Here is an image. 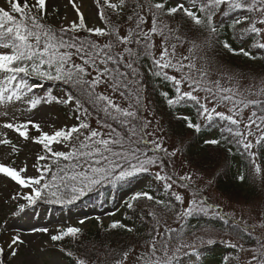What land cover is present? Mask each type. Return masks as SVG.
I'll list each match as a JSON object with an SVG mask.
<instances>
[{"label": "snow or ice", "instance_id": "snow-or-ice-1", "mask_svg": "<svg viewBox=\"0 0 264 264\" xmlns=\"http://www.w3.org/2000/svg\"><path fill=\"white\" fill-rule=\"evenodd\" d=\"M7 3L10 10L0 7V105L19 102L35 109L42 102L55 101L69 105L74 103L76 111L81 113L76 116L80 122L70 129L57 130L52 135L43 133L36 138V142L51 153V157L39 156L38 159H54L59 164L62 158L63 161L70 162L64 167H57V170L53 171L52 166L46 164L38 176L27 177L22 175L26 173V167L17 169L12 164L0 163V174L24 189L12 197L17 201L13 216L26 214L28 208L42 201L72 204L101 185L127 183L142 173L152 172L155 168L159 170L152 174L156 181L162 182L164 189L170 190L174 183L179 182L181 187L192 190V199L187 202V206L177 211L171 201L157 198L147 191L137 192L130 197L131 201L141 198L153 201L166 214L174 212L175 222L178 224L175 228L165 226L161 232V221L157 218V213L147 212L146 215L154 222V226L148 251L140 257L141 264H177V258L186 250L195 252L196 247L193 244L183 241L187 221L191 217L215 216L224 225L234 223L218 210V206L208 203L206 196L197 195L200 189L192 183L190 175L174 177L166 171L168 162L176 157L181 149L169 152L164 147L163 129L159 126V121L157 127L149 131L152 121L144 115L149 105L145 102L147 85L141 71V60L151 57L152 67L149 72L171 82L172 90L160 93L169 108L178 110L181 104L191 101L197 105V116L204 126L212 127L217 121L226 122L221 129V137L204 140L206 145H220L222 141L242 145L255 172L260 173L261 167L256 164V157L259 149L264 148V88L245 96L231 87H221L219 80L215 81L213 86V82L208 79L212 62L207 57V51L213 47L212 41L219 34L218 25L214 20L217 13L228 16L237 9L246 10L251 15L237 17L231 27L235 30L238 25L248 21V27L240 29L239 35L254 34L255 37H264V0H191L189 7L180 3L167 9L164 2L152 3V0H145L144 4L140 0H95L98 10L96 14L105 25L96 27L88 26L81 8L73 0H69L78 22L73 21L59 29L43 22L47 14L48 0H35L32 5H29L27 0L23 3L21 0H7ZM129 7L131 14L127 16V20L134 22V27L129 28L126 35H121L118 27L109 24L104 9H111L119 15ZM178 12H182L193 25L205 29L208 33V39L202 44L187 41L191 45L188 49L189 55L181 57L176 55L177 45L186 42L185 37L179 35L181 26L172 29L160 19L161 15L173 16ZM13 13L19 14V19ZM256 13L261 14L259 19L255 17ZM149 15L151 27L146 31L145 25ZM258 24L261 26L258 27ZM81 31L89 35L81 38L78 35ZM154 35L163 37L159 58L154 56L152 50ZM105 37L108 38L106 43L98 42L100 38ZM169 40L175 42L169 45ZM215 42L220 43L218 40ZM118 45L123 46L122 51L116 50ZM255 46L264 49V42H257ZM223 47L236 52L227 41L223 42ZM239 53L255 59L243 47L239 49ZM197 60L204 61L201 68H197ZM168 69L174 70L175 74L170 75ZM194 69L198 76L193 74ZM31 77L62 82L68 88L64 93L66 98L52 96L50 91L46 97L34 98L31 95L33 89L41 85H30L28 78ZM201 92L205 93L203 99ZM117 95L127 102L126 107L114 99ZM252 95L256 98H250ZM85 104L96 112L100 128H91L84 119L90 115ZM228 104L231 107L228 108L227 114L218 110L219 105ZM250 106L253 110L247 117V122H244L238 117ZM176 119L184 121L189 129H194L197 133L201 131L202 124L194 122L190 115L177 114ZM33 126L39 130L38 124ZM5 127H15L21 136L27 138V132L21 130V127L26 128L27 124L15 126L8 123ZM0 143L9 144L10 141L4 140ZM53 143H67L69 150L53 151L50 146ZM254 148L257 151H253ZM12 151H17L15 145H12ZM228 151L231 152V148ZM164 156L168 157L167 162L163 159ZM244 179V175L239 176V180ZM172 195L181 205L185 203L182 195L175 192ZM20 200L24 203H19ZM127 207L132 209L133 203L129 202ZM83 223L81 220L80 224ZM255 227L256 225H253L252 229ZM260 227L264 228V223ZM110 228H127V231H133L120 221H114ZM252 229L245 222L241 231L255 240V247L247 249L239 239L238 242L231 243V247L251 253L247 264H264V233H256ZM31 231L50 234L52 241H61L67 236L76 237L81 228L67 227L58 234H51L47 227H34ZM233 233L240 237V231L233 229ZM196 239L206 244L216 242L211 238L205 240L202 236H197ZM172 242H175L176 246L170 249ZM23 243L20 235L12 237L8 245L12 256L17 255L15 246ZM3 252L4 249L0 247V256ZM128 258L129 252L125 251L122 259L116 260L114 264H125ZM224 260L227 264L229 257ZM0 264H3L2 259ZM77 264H86V261L77 259Z\"/></svg>", "mask_w": 264, "mask_h": 264}, {"label": "trees", "instance_id": "trees-1", "mask_svg": "<svg viewBox=\"0 0 264 264\" xmlns=\"http://www.w3.org/2000/svg\"><path fill=\"white\" fill-rule=\"evenodd\" d=\"M1 1L7 3V0H0V2ZM31 1L32 0H27L29 5H32ZM178 1L184 3L185 7H189L191 3V0ZM23 2L24 0H21V3ZM140 2L144 4L145 0H140ZM157 2H164L166 9L177 5L173 0H152V3ZM104 10L108 17L109 24L118 27L121 35H126L128 29L134 27V22H129L127 20V16L131 14L130 7L126 8L119 15L112 12L111 9L105 8ZM223 10L224 7L222 6V11ZM33 11H35V9H33ZM16 15L18 16L17 19H19V14ZM244 15L251 14L244 9H237L228 16L217 13L216 17H214L219 28V34L215 40H218L220 43H216L215 40L212 41L213 47L207 51V57L212 62V66L208 71L230 70L240 77L249 80H256L264 77V49L255 46L257 42H261V38L255 37L254 34H248L246 36L239 35L240 29L248 27V21H244L241 25H238L235 30L231 27L234 19ZM160 19L172 29L181 26L179 35L184 36L186 42L184 44H178L176 50L183 49L189 54L188 49L191 45L187 41H195L196 43L202 44L208 39L207 31L193 25L192 21L184 16L182 12H178L173 16L161 15ZM43 22L54 29L60 28L52 24L47 15L44 16ZM102 22L104 24V21ZM150 27L151 17L149 15L145 30L147 31ZM78 35L84 38L89 34L85 31H81ZM156 39L163 41V37L153 36L152 50L154 56ZM107 41L108 38L105 37L100 38L98 42L103 44ZM224 41L230 43L232 48L236 49V52L234 53L225 49L223 47ZM173 42L175 41H168L169 45ZM241 47L250 52L251 56L255 57V59L240 54L239 49ZM116 50L122 51L123 46L118 45ZM201 55H203V53H201ZM196 62L200 68L204 64V61L201 60H197ZM151 67V57H145L141 60V71L144 73L145 83L147 85L145 89V102L149 105L148 111H146L144 115L147 119H152L156 126L157 121H159V126L163 129V135L172 139L177 145V149H181L178 155L184 163L194 167L200 174L205 172L209 175V178H207L208 180H205V183L200 189L199 196H206L208 198V203L214 205H218L219 199L237 203L242 201L245 205H249L256 198L264 196V148L259 149L256 157V164L261 167V172L256 173L242 145H237L235 142L229 143L228 141H222L220 145H206L204 140L219 139L221 137V129L226 123L224 121H217L212 127H206L202 124L199 133L194 129H189L186 123L182 120H177L176 116L177 114H187L192 117L194 122L201 123V119L197 116V105L189 101L188 103L181 104L178 110L169 108L164 97H162L160 93L172 90L171 82L153 76L149 72ZM28 79L39 81L36 84L41 85V87H36L34 89L35 98L46 97L49 91L52 96L66 98L64 97V93L68 91V88L62 82L41 80L36 77ZM60 93H62L63 96ZM48 98L51 99V97ZM51 104L56 105L65 116L76 119L77 115H81V113L76 111L74 103L69 105L53 101ZM121 105L126 107L127 102L124 101V104ZM84 106L89 109L90 113V115L84 117V119L90 124L91 128H100L101 126L97 123L98 117L96 112L89 105L85 104ZM77 122L79 123L80 121L77 120ZM224 135H227V133H224ZM229 140H231V137H229ZM42 148V156L51 157V153L47 152L43 145ZM229 148H231V152L228 151ZM52 150L57 151L54 148H52ZM255 151H257V149H255ZM163 159L166 162L168 161L167 156H164ZM67 163L70 162L63 161L62 158L59 164H57L54 159H49L46 161H36L35 166L40 174L41 169L46 164H50L53 171H56L57 167H64ZM166 171L170 172L174 177H179L174 171V157L168 162ZM241 175L245 177L243 181L239 180V176ZM142 178L145 179V185L138 190L131 191L132 187ZM124 190H129L131 192L123 201L119 210L121 211L120 218L115 221H120L127 227L132 228L133 231L129 232L127 228L112 229L110 228V225L114 222L112 221L109 224H101L94 229H81V232L76 237L67 236L61 241H55L54 248L62 252L68 264H77V259L85 260L86 264H114L116 260L122 259V254L125 251L129 252V257L135 252H139L142 256V254L148 251L151 230L154 226V222L146 215L149 211H155L157 213V218L161 221L159 231L163 232L165 226L173 228L178 227V224L175 222L174 212L166 214L159 206L155 205L153 201H149L146 198H141L137 201L130 200V197L135 193L147 191L157 198L171 201L177 211L183 207V205L175 201L172 195L174 191L172 189H164L162 187V182L156 181L152 172L142 173L127 183L119 185H101L93 192L74 201L72 204H48L58 212L63 208L78 209L87 207L88 205H97L100 207L106 205L115 206L119 203L121 192ZM42 202L47 203L45 201ZM129 202L133 203L132 209L127 207ZM228 219L230 222L234 221V223L224 225L223 222L215 216H194L189 218L183 240L188 236L204 232L208 229L209 231L228 236L232 241L222 239L217 240L214 244L204 243L203 245L197 246L195 252L186 250L184 254L177 258V264H225V257H229L227 264H237L239 249L232 248L231 243H236L239 239V242L243 243L245 248H252L255 247V240L247 233L241 231L244 226L242 222L234 218ZM249 228L252 229L250 226ZM233 229L240 231L239 238L233 233ZM252 230L256 232L255 229ZM175 246V242H172L170 244V249ZM157 247H159V244H157ZM69 253H71V255H69ZM5 258L6 253L3 252L0 259H2L3 264H9L8 260Z\"/></svg>", "mask_w": 264, "mask_h": 264}, {"label": "rangeland", "instance_id": "rangeland-1", "mask_svg": "<svg viewBox=\"0 0 264 264\" xmlns=\"http://www.w3.org/2000/svg\"><path fill=\"white\" fill-rule=\"evenodd\" d=\"M73 2L81 8V11L86 17L88 26H104L102 20L99 18L98 14H96L98 10L95 0H73ZM110 2H118V0H110ZM174 2L179 4L176 1ZM34 3L35 0H32L31 4ZM0 7H5L10 10L8 3L2 1L0 2ZM46 15L49 17L52 24L57 27H66L73 21L78 22L76 12L69 3V0H48ZM260 15V13H256L255 17L259 19ZM257 26L259 27L261 25L258 24ZM262 42H264V37H262ZM161 51L162 42L160 39H156L154 45L156 58H159ZM176 55L177 57H181L189 54L183 49H180L176 50ZM185 63H187V61H185ZM197 68L200 67L197 65ZM167 71L170 75L175 74L172 69H168ZM193 74L198 76V72H196L195 69L193 70ZM208 79L213 82V86H215V81L219 80L221 87H231L245 96H248L249 93L255 94L264 88V77L257 80H249L240 77L230 70L208 71ZM38 82L39 81H34V79H28L30 85ZM34 89L31 94L33 97ZM200 96L203 99L205 93L201 92ZM250 98H256V96L252 95ZM114 99L124 104V101H122L118 95L115 96ZM230 107V104L219 105L218 110L225 111L227 114L228 108ZM252 110L250 106L245 109L242 116L238 118L247 122V117L251 114ZM149 120L152 121V119ZM28 121H31V123H28ZM8 123H12L15 126L27 124L26 128L21 127L22 131L27 132V138L21 136L20 133L16 131L15 127L11 129L5 127ZM35 124L40 126L39 130L33 126ZM76 124V119L63 115L56 105L51 103L42 102L35 109L30 108L28 104H21L19 102L0 105V141H10L9 144L0 143V163L12 164V166L17 169L26 167L27 171L26 173H22V175H26L27 177L38 176L39 171L35 166V162L40 161L38 157L42 156L43 148L42 144L36 142V138L40 137L43 133L52 135L57 130L70 129ZM155 127L157 126L152 121L149 131H152ZM241 127L243 128V125ZM157 135H161V133H157ZM152 138L154 139L155 137ZM163 140L164 147H166L168 151L171 152L177 149V145L172 139L163 135ZM12 145L16 146V152L12 151ZM50 146L58 151L69 150L66 143H53ZM158 170L159 169L154 168L152 172ZM174 171L178 176L190 175L192 177V183L199 189H201L205 180L207 181V178H209L207 173L204 172L200 174L194 167L184 163L178 154L174 157ZM144 184L145 179L142 178L133 186L132 190H138L142 188ZM172 189L183 196L185 201L183 207L187 206V202L192 199V190L183 188L177 183L173 184ZM22 191H24V189L16 184V182L0 174V247L6 252V258L9 264H68L62 252L53 247L54 241L51 240L50 234L33 233L31 229L34 227H47L51 234H57L59 231L71 226L86 230L94 229L101 224H109L119 218V212L117 211L118 205H115V207L110 205L104 207L93 205L87 209L63 208L58 212L50 204L43 202H39L36 206L28 208L26 214L13 216L17 208V201H14L12 197L20 194ZM128 194V191H123L120 201L123 202ZM197 195L199 196V193H197ZM19 203H24V201L20 200ZM216 206H218V210L223 214L243 224L246 222L250 227L256 225L254 228L255 231L264 233V229L260 227V225L264 223V196L255 199L249 205H245L242 201L237 203L219 199L218 205ZM81 220L84 221L83 224H80ZM17 234L21 236L24 243L15 246L17 255L12 256L11 249H9L8 245L11 243L12 237ZM197 236H202L205 240L211 238L215 241L222 239L232 241L230 237L212 231L193 234L186 237L183 241L185 243H191L195 247L203 245L204 243H200V241L196 239ZM140 257L141 255L139 252H135L125 261V264H140ZM250 257V252L239 251V264H247Z\"/></svg>", "mask_w": 264, "mask_h": 264}]
</instances>
